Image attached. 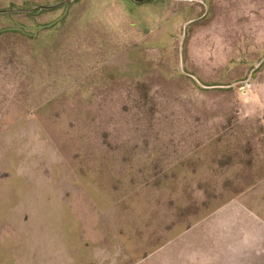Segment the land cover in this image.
Wrapping results in <instances>:
<instances>
[{
	"label": "rangeland",
	"instance_id": "1",
	"mask_svg": "<svg viewBox=\"0 0 264 264\" xmlns=\"http://www.w3.org/2000/svg\"><path fill=\"white\" fill-rule=\"evenodd\" d=\"M64 1L0 0V264L264 217V0Z\"/></svg>",
	"mask_w": 264,
	"mask_h": 264
},
{
	"label": "crops",
	"instance_id": "2",
	"mask_svg": "<svg viewBox=\"0 0 264 264\" xmlns=\"http://www.w3.org/2000/svg\"><path fill=\"white\" fill-rule=\"evenodd\" d=\"M236 198L191 228L141 253L127 251L112 264H264V217ZM44 264L37 257L34 264ZM86 264V263H84ZM91 264V263H90Z\"/></svg>",
	"mask_w": 264,
	"mask_h": 264
},
{
	"label": "trees",
	"instance_id": "3",
	"mask_svg": "<svg viewBox=\"0 0 264 264\" xmlns=\"http://www.w3.org/2000/svg\"><path fill=\"white\" fill-rule=\"evenodd\" d=\"M255 182H256V180H255ZM219 207H220V206H219ZM219 207H218V208H219ZM218 208H217V209H218ZM217 209H216V210H217ZM214 211H215V209H214L212 212L208 213L206 216H202L201 218H199V220H196V221H195V224L198 223L199 221H201L202 219L206 218V217L209 216L210 214H212ZM191 227H192V226H191ZM189 228H190V227H189ZM189 228H187V229H189ZM187 229H186V230H187Z\"/></svg>",
	"mask_w": 264,
	"mask_h": 264
},
{
	"label": "water",
	"instance_id": "4",
	"mask_svg": "<svg viewBox=\"0 0 264 264\" xmlns=\"http://www.w3.org/2000/svg\"><path fill=\"white\" fill-rule=\"evenodd\" d=\"M72 1H74V0H65V1L62 2L60 5H63V4H65V3L72 2ZM135 1H140V0H135ZM60 5H59V6H60Z\"/></svg>",
	"mask_w": 264,
	"mask_h": 264
}]
</instances>
